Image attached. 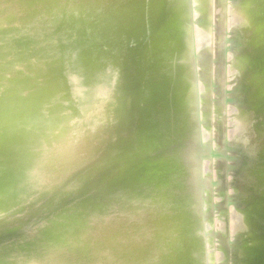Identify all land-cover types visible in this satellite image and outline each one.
<instances>
[{
	"label": "rangeland",
	"instance_id": "374dc122",
	"mask_svg": "<svg viewBox=\"0 0 264 264\" xmlns=\"http://www.w3.org/2000/svg\"><path fill=\"white\" fill-rule=\"evenodd\" d=\"M6 1L7 0H5V2ZM8 1L17 5L38 4L39 2L54 3L52 0ZM156 1L55 0V4L58 5L60 9L58 10L60 15L59 13L56 15H64V17H62L65 18V15L68 14V20L71 18L75 20L73 24H69L68 20L63 19V24H66L65 26L63 24L60 25L62 20L59 17L58 20L60 19L61 22L58 21V27L61 29L59 28V30H57L58 28L54 27L58 23L57 21H53L54 26L48 29L50 27L46 28L45 26L52 25V20H50L51 17L49 19L51 21L50 24H48L50 22L48 19L45 20V23L48 22V25H45L43 21L42 25L44 24V26L41 25L35 35L26 41L24 48L27 58L31 61L33 67V75L31 77L32 89L30 90L35 91L37 94L43 95L45 93H51L61 99H66L69 94L70 85L66 78L63 79L61 73L65 76L66 70L75 64L74 61H76L78 55L81 53L83 54L84 51L86 52V49H88L87 51L93 56L95 54L98 55H95V57L99 60V63L101 62L102 67L106 66V68L103 67L104 70H101L99 74L93 77L91 83L95 82L100 76H103L108 82H111L113 80V75H115V83L111 99L103 108L100 122L97 124L94 131H90L85 136L72 168L63 178L59 186L53 191L43 194L28 203L20 200L16 192L17 179L7 180L6 177H3L2 172L5 166H10L11 164L14 165L15 169H20L21 161L18 148L12 142L0 143V227L15 225L16 222H23L32 216L35 218L31 221V225L35 226L40 224L41 227L47 226V221H49L51 218L50 215H52L50 209L54 206H56V208L59 206L62 207L65 223H76L81 219L83 211L87 210L91 213L90 218L94 215L106 218L107 223L105 227H107V234L110 235L109 237L112 241L115 240V244L117 243L116 247H119L122 246L123 240L122 238L117 240V238H115V233L124 237L118 233V230L120 228L123 229L125 234L128 225L124 223V225H122L123 227H120L119 221L113 218L112 220L110 218L111 214H108V212L104 214L97 213V211H101L102 208H96L97 206L95 205L104 202L106 199L116 204L127 201L130 196L133 195V189L139 188L147 199H149L150 195L152 197L154 194L160 195L163 205L166 206L168 204L173 210L175 207H180L181 201L180 203L177 201L180 196L184 195L186 196L185 198L190 200L191 203L186 216L191 224L190 228L193 234V242L191 244L194 246V259L196 264H248L246 263L248 257L252 259L249 258L250 260L248 261L250 262L256 259L253 258L254 255H256L255 257L259 255V259L262 258V256L264 257V251L261 250L259 253L257 251L259 248H256L257 245L260 248L262 245L264 247V244L260 246L259 244L261 243H256L262 238L261 234L257 233V231L262 230L255 229L257 231L254 230L255 232L253 233L259 234H255L257 235L255 237L249 229V220H247L248 216L250 218L249 210L251 211L253 206H255V202H252V196L254 195L252 189L254 185L251 181L249 182L248 178L255 176L257 168L264 165V159L257 160L249 155L250 145L248 140L246 137L239 135L242 117L248 118L249 115H251L252 107V102L247 100L243 95L244 81L242 78L244 76V67H240L238 64V58L242 47V42L239 41V31L242 22L250 20L251 18L253 20V18H257L261 12H264V3L262 0H259L258 3H254L257 2V0L251 3L249 0H165L168 6L174 8L177 4L176 7L178 10H181H175L176 12L173 11L176 14L174 15V13H171L170 19H174L182 14V17H184L183 21L186 25L188 42L187 57L189 62L185 65V69L187 70L185 78L188 80L190 86H192L188 97L191 105L190 114L193 116V129L182 130L180 135L174 134L173 131H171L170 134H166L163 141L164 143L168 144L169 140H174L178 143L164 153L163 160L167 159V168L163 167L161 169L156 165L162 161V156L158 150V145L162 144V138L157 141L152 140V138H146L143 142L144 137L142 136L144 130L149 129V126L144 129L143 126L145 123L143 124L144 121H142L143 115H134L135 108H139L141 105L142 98L139 87L141 88V83L144 82L149 88L148 94L150 96V100L148 98L147 103L150 104V106H146L147 110L153 107L157 111L156 119L162 117V88H157L155 85L162 84V75L170 78L172 76V71L176 70V68L178 69V65H180L179 61L168 65L158 64V59H160L158 57H161L162 60V31L165 28L162 26V0ZM153 2L155 3L152 4ZM180 3L184 5L183 8L186 9L185 12H182V9H180L182 8L180 7V5L182 6ZM75 5L77 9L73 7ZM128 5H130V7ZM107 7H109V10ZM111 7L112 9H110ZM67 8H69L70 11H68ZM72 8H74L73 11ZM101 8H104L106 12ZM75 10L77 14L76 12L74 13ZM147 10L149 11V15H147ZM71 12H73V15H71ZM80 13L82 14L80 15ZM89 13H91V15ZM96 13L101 17L98 16V14L96 15ZM22 14L26 17L24 8L20 7L18 9V15H20L21 18L23 17ZM150 14L152 15L150 16ZM157 14H159V16ZM88 15H93L91 21ZM141 15H145V17L140 21L139 18L141 19ZM55 16L52 18L53 20L58 17ZM83 16H86L85 18L87 20L89 18V20L85 21L86 19H84ZM137 17L138 20L136 19ZM76 18L78 19L77 22ZM98 19H102L105 25H102L101 22H97ZM107 21L111 25H109ZM70 22H72V20H70ZM92 22H95L94 25ZM87 24L90 28H87L89 27ZM66 25H71L70 27L72 28L73 26H77V29L73 28L75 31H71L69 27L70 30H68ZM97 25L98 27L100 26V30L102 28L101 31L96 30ZM126 25L128 26L126 27ZM136 25L138 26L136 27ZM85 26H87L86 29ZM109 26L118 32H112V28H109ZM53 27L55 32L58 31L56 35L55 32H53L54 35H52L53 33L51 31H54V29H52ZM103 27H107L106 29L109 28L110 32H107L109 30L105 31ZM63 28L66 29L67 32H65L66 30ZM80 28L82 31L78 30ZM47 29L49 31L51 30V34L45 31ZM126 29L127 31H125ZM85 30L86 32L83 33ZM95 30L99 32L96 34V32H93ZM69 31H77L73 33L74 39L75 37L77 39L74 40L73 34L71 32L69 33ZM59 32H61V35ZM104 32H112V34L116 32L119 36L115 34L114 37H118L116 40L118 43L115 40L114 42L116 45H114V43L112 44L110 40H108V42L107 39L112 40L111 37H113V35L111 34V36L108 34L107 37H102ZM46 33L47 36L51 35V37L59 36L58 39L62 38L59 40L60 42L64 39L66 41L62 43L64 44V48L60 42H56L54 37H47ZM68 33L71 34L69 35L70 37ZM106 33H104L103 36H106ZM63 34L66 35L64 36ZM75 34L79 35V37L77 35L75 36ZM99 34L101 35V39ZM173 35L174 33L170 31L166 39H170ZM66 36L76 43L75 46L73 42L69 44L70 48L66 46L69 43L66 40L68 39ZM86 36L88 38L91 36V39H86ZM109 36L111 37L109 38ZM49 37L55 41L51 40ZM114 37L113 39H115ZM46 38L51 41L49 42ZM93 38H98L102 41L97 43L98 40ZM104 38H107L106 42L108 44L104 41ZM118 39H120V42L123 41L120 43L121 45H119ZM45 40L49 43L54 41L56 44H52V42L51 44L54 45L52 46L47 42L48 44L46 45ZM87 40L91 41L85 43ZM92 41L95 42V44H93ZM77 42L81 44L79 45ZM102 42L106 43L103 45L104 48L101 46L103 44ZM110 42L113 48L116 46V51L109 45ZM58 43L62 48L56 46ZM83 43L87 47L84 45L82 46ZM89 43L91 46L93 45L92 47H95H88ZM98 44H100L102 48H100ZM48 45L50 49H46ZM76 45L80 48H77L78 46ZM97 45L98 47H96ZM107 45L111 47L109 49L113 50L109 51L111 54L107 51L109 47H107ZM50 46H52L53 53L51 52L52 49ZM57 48H59V50L63 49L62 51L60 50L61 53L60 51L58 52ZM82 49H84V51ZM103 49L106 52H104ZM91 50H97L98 52H92ZM100 50L105 54L103 55L101 53L102 56H99ZM115 54L117 55L115 56ZM108 55H113L111 57L112 59H109L110 57ZM103 56H105V58ZM106 57H108V59H106ZM62 59L64 60L62 61ZM137 60L139 65L141 63L140 66H136ZM161 60L159 61L160 64H162ZM57 61H59L58 64L56 63ZM83 61L91 66L94 63V61L89 58ZM105 62L109 65H103ZM58 65L61 66L58 68ZM142 65L144 66L143 69L141 68L143 67ZM147 65H149V67H147ZM252 65H254L253 67L255 69L261 68V65L258 63H252ZM138 67H140V69ZM169 69H171V71ZM163 70L166 72L169 70L170 72L166 73ZM60 71L62 72L60 73ZM142 71L144 72L142 73ZM181 93H183V91H181ZM127 112L129 115H134L129 117L128 123L126 122ZM127 125L128 127H126ZM191 136L196 137V142L189 140ZM145 142H152L151 148L145 149V147H142ZM154 145L157 146L154 148ZM234 146H236L235 148L237 150H235ZM176 147H180V149L177 150ZM146 150L149 151L147 152ZM178 151H181L179 156H183L181 159L184 166L183 175L180 174L177 169L174 171L172 169V171L170 170L172 163L169 161L176 159L175 157ZM232 155L236 158H232ZM135 156H138L139 162H137V166H133L134 171L130 175H125V172L120 175L122 176L121 178L119 176L121 181H118L112 189L105 186L104 189L106 191H103V193L101 190L98 191L101 184H103L104 181L112 175V172L115 171L114 168L118 169L125 166L124 169L126 170L130 167V158L132 157V159H134ZM221 157L224 161L221 160ZM199 158H201V160ZM208 159L209 162L207 161ZM233 159L235 161H233ZM133 161L134 160H132V162ZM143 161L145 163H143ZM229 164H231V166ZM226 166L229 168L227 169ZM200 167L201 169H199ZM93 185H95L94 188L91 187ZM126 187L130 189L128 196L123 198V193L126 192L123 189ZM158 200L161 199L158 198ZM247 205L249 206L248 208H246ZM247 212L249 214H247ZM60 214H62V212ZM241 216H243V219L240 218ZM90 218H87V220ZM240 219L242 221L245 219L243 223L246 221L248 223H244V225ZM240 223L244 226L243 229L239 227L241 226ZM171 224L174 223H162V227ZM246 224L251 236L253 234L255 239L257 237L259 238L257 241H254L257 245L250 243L253 242L251 241L253 237L249 235L248 231L245 232L247 230H245V228H247ZM112 227L115 231L114 234H112L113 231H111ZM55 230H57V228H55ZM156 230L157 226L154 227L152 231L148 230L149 233L142 234L143 237L139 238V240H141L140 244L151 246L152 243H158L162 239V232L156 233ZM238 231L240 234H238ZM243 231L245 235H249V237L247 235L246 237L250 238L246 242L244 241L246 237L244 238L245 235H243ZM34 232L35 230L32 227L30 229L28 228L25 233L18 235L14 239V243L32 241V239L36 237ZM197 234H199V237ZM263 238L259 241L264 242ZM126 241L124 240V243ZM243 241L244 243L242 244ZM248 241L249 243H247ZM252 244L254 247L250 248L251 246L249 245ZM14 250L27 252V247H16ZM238 250H242L240 252L242 255H239L240 257L238 256L236 259ZM254 250L257 252L255 253ZM252 251L254 253H252L253 256L250 255ZM247 254H249V256ZM256 260L258 261V259ZM86 262L87 261H70L66 262V264H102V262H98V259L92 260L89 263Z\"/></svg>",
	"mask_w": 264,
	"mask_h": 264
},
{
	"label": "bare ground",
	"instance_id": "6f19581e",
	"mask_svg": "<svg viewBox=\"0 0 264 264\" xmlns=\"http://www.w3.org/2000/svg\"><path fill=\"white\" fill-rule=\"evenodd\" d=\"M49 1H51V0H49ZM52 1H54V4H55V0H52ZM249 1L251 3L254 0H249ZM262 1L264 3V0H262ZM178 2H180V1H178ZM178 2H176V3H178ZM258 2H259V0H257V2H254V3H258ZM154 3L155 2H153L152 4H154ZM176 3H174V4H176ZM51 4H52V2H51ZM180 4H182V3H180ZM176 5H175V7H176ZM128 6L130 7V5H128ZM73 7L76 8V5ZM123 7H125V6H123ZM150 7H151V5H150ZM175 7L172 8V7L168 6L166 4V1L162 0V26L165 29H163V31H162V48H161L162 49V60H161V57H158V58H160V59H158V64L159 65H168V64H174V62L177 63V61L180 62V65H178V69L176 68V70L172 71V74H171L172 76L170 78L162 75V84L161 85H159V84L155 85L157 88H159V87L162 88V117L161 118L159 117L158 119H156L157 111L153 107H151L153 109L149 108L147 110V107L150 106V104H147L148 98L150 96L148 94L149 88L146 86V84L144 82L141 83V88L139 87V91L141 92V98H142L141 105L139 106V108H135L136 110L134 113V115H136V114L143 115L142 121H144L143 124L145 123V125L143 126L144 129L147 126H149V129L144 130V133L142 136V137H144L143 142L146 140V138H152V140H154V141L160 140L162 138V144L158 145V150L162 156V161H160L159 164L156 165V166L160 167L161 169L163 167L167 168V161H166L167 159L163 160V156L165 155L164 153H166V151L173 148L178 143L174 140H169L168 144L164 143L163 141L166 137V134H170L171 131H173L174 134L180 135V132L182 130L193 129L192 128L193 127V121H192L193 116L190 114L191 105L189 103V97H188L192 86H190V84L188 83V80L185 78V75L187 74V70L185 69V65L187 64V62H189L188 57H187L188 56V54H187L188 53L187 31H186L185 22L183 21L184 17H182V14L178 15V17L175 16L176 18H174V19L173 18L170 19L171 15H172L171 13H174L173 11L178 10V8L177 7L175 8ZM180 7H182V8H180V9H182V12H185L186 9L183 8L184 5L182 4V6L180 5ZM185 7H186V5H185ZM69 8H70V6H69ZM69 8H67L68 11H70ZM107 8L109 10V7H107ZM65 9H64V11L66 12ZM73 9L74 8H72V11H73ZM101 9L104 10V8H101ZM110 9H112V7ZM122 10L125 11L124 9H122ZM78 11H79V9H78ZM178 11H181V10H178ZM65 12H64V14H65ZM75 12L77 14L76 10L74 11V13ZM90 12H91V10H90ZM57 13H59V12H57ZM71 13H72L71 15H73V12H71ZM86 13H88V12H86ZM147 13H148L147 15H149L148 10H147ZM81 14L82 13H80V15ZM89 14L91 15V13H89ZM97 14L98 13H96V15ZM102 14H103V11H102ZM154 14H155V12H154ZM175 14L176 13H174V15ZM59 15H60V13H59ZM66 15H67V17H66ZM66 15H65V18H63L64 15H61V16L56 15L55 17H57V16L58 17L55 18V20L52 19L54 17H52L51 19L49 18L50 20H52V23L49 19L48 20L50 22L49 23L47 21L46 22L48 24L51 23L52 25L51 26L50 25L45 26V27L46 28L50 27L48 29H51V27L54 26L53 21H57V22L60 21L61 22V20H62V23H60V25L63 24V19L68 20V14H66ZM80 15H79V17H80ZM90 15H88V16H89L90 21H91V17L93 18V15L92 16H90ZM104 15H105V13H104ZM151 15L152 14H150V16ZM157 15L159 16V14H157ZM22 16H23V14H22ZM74 16H78V15H74ZM98 16H100V15L98 14ZM128 16H131V15H128ZM141 16H142L141 19L139 18L140 21L143 19V17H145V15L144 16L141 15ZM59 17L61 20L60 19L58 20ZM85 17L83 16L84 19H86ZM94 17H95V15H94ZM152 17H154V16H152ZM89 18H88V20H89ZM97 18H99V17H97ZM136 19L138 20V17ZM70 20H72V22H70ZM88 20L86 19L85 21H88ZM159 20H158V22H159ZM68 21H69V24H71V23L73 24V21H75V20L71 18ZM77 21H78V19L76 20V22ZM64 22H66V21H64ZM76 22H74V23H76ZM97 22H99V23L101 22L102 25L103 24L105 25V23L102 22V19H98ZM130 22H131V20H130ZM43 23L45 25H48L47 23H45V21ZM78 23H80V22H78ZM94 23L95 22H92L93 25H94ZM107 23H109V22L107 21ZM113 23H114V21H113ZM44 24L43 25L41 24V25L44 26ZM58 24H59V22L56 24L57 26L56 25L54 26V27L58 28V29L56 28L57 30H59V28H60V27H58ZM65 24H63V25L65 26ZM67 24H68V22H67ZM88 24H87V26L91 25V24H89V25ZM81 25H82V23H81ZM109 25H111V24L109 23ZM67 26L68 25H66V28H68V30H70L69 27L71 25L68 27ZM74 26H75V24H74ZM74 26H73V28L77 27V26L76 27H74ZM87 26H85V29ZM114 26H115V24H114ZM127 26L128 25H126V27ZM129 26H131V25H129ZM137 26L138 25H136V27ZM54 27L52 29H54ZM99 27L97 25L96 30H100ZM110 27L111 26H109V28ZM70 28H71V31L74 30L72 27H70ZM87 28H90V26ZM106 28H104L105 31L109 30L107 32H110V29L109 28L106 29ZM132 28H134V27H132ZM48 29L45 31L46 32L48 31V34H51L50 33L51 30L49 31ZM83 29H84V27H83ZM94 29H95V27H94ZM166 29H167V32H166ZM64 30H66V29H64ZM78 30H81V28ZM96 30L93 32H96V34H97L99 31H96ZM101 30H102V28H101ZM168 30H169V32L172 31V33H174V35L170 39H166L167 34H169ZM71 31H69V33ZM114 31L118 32L117 30H113V28H112V32H114ZM125 31H127V29ZM51 32L52 33L55 32V29H54V31L52 30ZM57 32L58 31L55 32V35L57 34ZM61 32H63V31H61ZM61 32H59L60 35H61ZM65 32H67V30ZM76 32H71V33L73 34ZM84 32H86V30L83 31V33ZM112 32L111 33L104 32V33H106L105 34L106 36H103V34H104L103 33L102 37H107V35L108 34L111 35ZM116 32H115V34H117ZM239 32H240V40L239 41L242 42V47H241V52H240V55L238 58V64L240 67L241 66L244 67V71H243L244 76L242 78V80L244 81V89H243L244 94L243 95L247 100L252 102L251 115H249L248 118L242 117L241 127L239 129V135H242L243 137L247 138L248 143L250 145L249 155L253 156L254 159L262 160V159H264V12H261V14L257 18H253V20L251 18L250 20L242 22L241 29ZM69 33H68V36L71 35ZM81 34H82V32H81ZM86 34H88V33H86ZM100 34H99V37L101 36ZM115 34H112L113 37ZM52 35H54V33ZM63 35L65 36L66 34H63ZM63 35H62V37H63ZM76 35L77 34H75V36ZM46 36H47V33H46ZM48 36L51 37V35H48ZM77 36L79 37V35H77ZM111 36H109V38ZM121 36H123V35H121ZM52 37H54V36H52ZM56 37L57 36L54 37L56 42L57 41L60 42L59 40L62 39L61 36H60L61 39H58L59 36L57 37L58 40L56 39ZM113 37H111L113 41L111 39H107V38L106 39H107V41L110 40L112 42V44L114 43V45H116L114 40L116 41L118 37H114L115 39H113ZM44 38H45V36H44ZM83 38H84V36H83ZM98 38H96V39L93 38V39L98 40L99 42L97 41V43H100V41H102V40H100L101 37H100V39H98ZM46 39H48V38H46ZM50 39H48L49 42L51 40H54V39H51V40ZM73 39H74V34H73ZM75 39H77V38L75 37ZM81 39H82V36H81ZM86 39H91V36L89 38L87 37ZM106 39L104 40L105 42H106ZM66 40H67V42H69L68 45H66L68 47L70 46L69 44H71V42L74 43V41H71V38H68ZM119 40L120 39H118V41ZM54 41H52L53 43L52 42L51 43L54 44L55 43ZM63 41H65V40L63 39ZM63 41L60 43H61V45H63V48H64V44H62ZM88 41L90 42L91 40H87V41H85V43ZM47 42L48 41H46V45L49 43V42L48 43ZM83 42H84V40H83ZM105 42H102L103 44L101 46L103 48H104L103 45H105L107 43V42L106 43ZM111 42L109 43L110 46L112 45ZM121 42H123V41H121ZM121 42L119 41V45H121L120 44ZM51 43H49V45H52ZM77 43L79 44V42H77ZM75 44L76 43H74L73 45L75 46ZM93 44H95V42H93ZM49 45L47 46L46 49L49 48ZM83 45H84V43L82 44V46ZM98 45L100 46V44H98ZM98 45L96 47H98ZM109 45H107V47ZM52 46H54V45H52ZM52 46H50L51 49H52ZM56 46H59V48H62V46L60 47L59 43ZM76 46H78V45H76ZM84 46L87 47L86 45H84ZM90 46H91V44L89 43L88 47H90ZM101 46H100V48H102ZM110 46L108 47V50H107L108 52L112 50L109 48H111V47L113 48V46H111V47ZM94 47H92V48H94ZM107 47L105 46L106 49H107ZM59 48H57L58 52L61 50V49L59 50ZM77 48H80V47L78 46ZM81 48H83V47H81ZM115 48H116V46H115ZM115 48H113V49L115 50ZM122 48H123V46H122ZM84 49H82V50L84 51ZM161 49H160V51H161ZM87 50L88 49H86V52L84 51L83 54L81 53L80 55H78V57L76 58V61H74L75 64L73 66L78 68L83 73V75L86 78V83L91 84L93 77H95L97 74H99V72L101 70H104V68H106V66L105 67L103 66L104 67L103 68L101 65V62L99 63L98 62L99 60L96 59V57H95L96 54L93 56ZM89 50H90V48H89ZM97 50H93V51L91 50V51L92 52L96 51V53H97L98 52ZM61 51H60V53H61ZM100 51L101 52H100L99 56H102L101 53L103 55L105 54L102 52V50H100ZM103 51H104V49H103ZM51 52L53 53V49L51 50ZM104 52H106V51H104ZM78 53H80V52H78ZM109 53L111 54V52H109ZM116 55L117 54H115V56ZM96 56H98V55H96ZM112 56L113 55L109 56L110 57L109 59H112L111 58ZM103 57L105 58V56H103ZM87 58L94 61L92 66L84 63L83 60H87ZM97 58H100V57H97ZM106 59H108V57H106ZM63 60L64 59H62V61ZM160 60H161L162 64L159 63ZM107 61H109V60H107ZM111 61H113V60H111ZM56 63L58 64L59 61H57ZM252 63H258L259 65H261V68L255 69L253 67L254 65H252ZM104 64L107 65L108 63L105 62V63H103V65ZM114 64H116V63H114ZM140 65H141V63H140ZM140 65H139V62L137 60L136 66H140ZM59 66H61V65H58V68H59ZM56 67H57V65H56ZM147 67H149V65H147ZM108 68H109V66H108ZM138 68L140 69V67H138ZM141 68L143 69L144 66ZM169 70L171 71V69H169ZM169 70H167V72H170ZM58 71H59V69H58ZM61 72L62 71H60V73ZM143 72L144 71H142V73ZM164 72H166V71H164ZM188 74H190V73H188ZM61 75H62L63 79L66 78L62 73H61ZM187 78H188V76H187ZM189 81H190V79H189ZM30 89H32V85H30ZM181 91H183V93H181ZM149 100H150V98H149ZM149 102H151V101H149ZM155 107L157 108L156 105H155ZM134 115L133 114L129 115V113L127 112L126 122L128 123L129 117L134 116ZM131 119H130V121H131ZM126 127H128V125ZM155 144H157V143H155ZM151 145H152V142H145L142 147H145V149H149V148H151ZM164 145H167V146H164ZM156 146L157 145H154V148ZM178 146H181V145H178ZM235 147L236 146H234V148ZM176 149L179 150L180 147H176ZM235 150H237V149L235 148ZM146 151L148 152L149 150H146ZM180 152L181 151H178L176 153L177 156L175 157L176 158L175 160L169 161L172 163L170 170L172 169L174 171L175 169H177V171L183 175L184 166H183V163L181 161L183 156L182 157L179 156ZM137 155H139V154H137ZM233 156L234 155H232V158H236ZM143 157H141V158L144 159L145 157L144 158ZM200 157H201V155H200ZM199 159L201 160V158H199ZM132 160H134V161L132 162ZM129 161L131 162L130 167H128L126 170L124 169L125 166H122L121 168H118V169L114 168L115 171L112 172V175L109 178H107L103 184H101L98 191L101 190L102 193H103V191H106L104 189L105 186L109 189H112V187L115 186L118 183V181L119 182L121 181L119 179V176L124 174L125 172H126L125 175H130L134 171L133 166L134 165L137 166L136 164H137V162H139L138 156L137 157L135 156L134 159H132V157H131ZM207 161L209 162V159ZM233 161H235V160L233 159ZM143 163H145V162L143 161ZM141 164H142V162H141ZM229 165L231 166V164H229ZM198 166H201V165H198ZM226 167H227V169L229 168L228 166H226ZM199 169H201V167ZM19 171H20V169L19 168L15 169L13 164H11L10 166L7 165V166H5L4 169H2L3 177H6L7 180L17 179L18 175H19ZM199 176H200V174H199ZM121 177L122 176H120V178ZM125 178H127V177H125ZM248 180H249V182L251 181V183L254 185V188L252 189V191L254 192V195L252 196V202H255V206H253V209L251 211L249 210L250 218L248 216V218H249L248 219L246 216L247 220H249L248 226H249L251 233L257 231L255 229L262 230V231H257V233L261 234V236L263 238L264 237V165L258 167L257 171L255 173V176L249 177ZM108 186H110V187H108ZM91 187L94 188L95 185H93ZM90 188H88V189H90ZM129 189H130L129 187H126L125 189H123L124 191H126L123 193L124 194L123 198L128 196ZM132 192H133L132 193L133 195H131L127 201L120 202L119 204H116L113 201H108L106 199L104 202H101V203L95 205V206H97L96 208H102L101 211H97V213L104 214V213L108 212V214H111V216H110L111 219L113 218L116 221H119L120 227H123L122 225H124V223L126 225H128V228H127L125 234H124L125 231L123 229L120 228L118 230L119 231L118 233H120L124 237L116 234L113 227L111 228V231H113L112 234L115 233V238H117V240H120L122 238V240H123L122 246L116 247L117 243L115 244V242H114L115 240L112 241V239H110V237H109L110 235L107 234V227L104 226L103 228L95 230L94 232H92L86 238V240L83 242V244L80 247H78L77 249L68 253L67 257H66V262H70V261L85 262V261H87L86 263H89L92 260L98 259V262H100V263L102 262V264H196V261L194 259V257H195V252L193 249L194 246H192V244H191L193 242L192 241L193 240V234H192V231L190 228L191 224L189 223V219L186 216V213L190 207L189 206L191 203L190 200L185 198L186 196H184V195L180 196V198H178L177 201L179 203L181 201L182 206L180 205V207H177V208L175 207V209L173 210V208L171 206H168V204L166 206L163 205L162 198L158 194H154L153 197L150 195L149 199H147L146 197H144V194L142 193V191H140L139 188H134ZM123 198H121V199H123ZM158 198H160L161 200H158ZM123 200H126V199H123ZM174 201H173V203H174ZM177 201H175V202H177ZM162 205H163V207H162ZM248 207L249 206L247 205L246 208H248ZM50 210L52 211V213H51L52 215H50L51 218L49 219V221H47V224H48L47 226L41 227L40 224H37L39 222L35 223V224H37L35 226L31 225V221L35 218L32 216L23 222L22 221L16 222L15 225L13 224V225H8L6 227L5 226L0 227V261H4L7 258L12 257L15 254L23 253L22 251H15L14 249L16 247L24 246L25 248L27 247V252H36V251L41 250L49 241L54 240L56 238V233H57V230H55L56 225L60 224L61 222L65 223V216L63 214L64 212L62 211V207H60V206L57 208H56V206H54ZM61 212H62V214H60ZM247 214H249V213L247 212ZM90 215H91L90 211L85 210L81 214V219L78 221H85V220H87V218H90ZM242 217L243 216H241L240 218L243 219ZM243 221H242V224L248 223L247 221L243 223ZM172 222L174 224L162 227V223H172ZM240 225H241V223H240ZM156 226H157L156 233L162 232V236H161L162 239L158 243H152L151 246H148L147 244L141 245L140 244L141 240H139V238L143 237L142 234L149 233L148 230L152 231V229ZM246 226H247V224H246ZM248 226H247V228H245V230L246 229L247 230L246 231L244 230V231L245 232L248 231L249 235L251 236V233L248 229ZM31 227L35 230L34 234H36V237L34 239H32V241H30V242L23 241L21 243L15 244L14 239L18 235L25 233L26 230L28 228L30 229ZM239 227L242 229L244 228L243 225H241ZM239 231H238V234H240ZM244 231H243V235H245ZM257 233H253L255 237L257 235H259ZM253 234L251 237H253ZM255 234H257V235H255ZM197 235L199 237V234H197ZM246 235L244 236V238L246 237ZM249 235H247V236L249 237ZM189 237L191 238V242H190ZM248 237H246V240L244 239L245 242L250 239ZM255 237H253V239H251V241H253V242H250V243H253V244L261 243V244H259L260 246L262 244H264L263 241H262L263 243L261 241H259L262 238L259 239L257 237L255 239ZM242 238H243V236H242ZM257 239H259V240H258V242L255 243L254 241L255 240L257 241ZM124 240L125 241L127 240V241L124 243ZM244 241L242 242V244L244 243ZM165 243H166V245H165ZM247 243H249V241ZM247 243H246V246H247ZM253 244L249 245V246H251L250 248L254 247ZM256 245H255V247H256ZM256 248L257 249L259 248V250H257L259 253L261 250L264 251L263 245L261 248L258 247V245H257ZM248 250H249V248H248ZM241 251L238 250L237 252L240 253ZM244 251L247 252L246 250H244ZM257 251H255V253ZM238 253L236 254L237 255L236 259L239 255H242L241 253L240 254H238ZM252 253H253V251L251 252V254L250 253L249 254L251 256H253ZM249 254H247V255L249 256ZM255 256L256 255H254L253 258L258 259V261L256 259L255 260L253 259V261L250 262L248 260H250L251 258L248 257V259H246V261H247L246 263L250 264V263L254 262L253 264H264V257L263 256L260 259H259V255H257L258 257H255Z\"/></svg>",
	"mask_w": 264,
	"mask_h": 264
},
{
	"label": "clouds",
	"instance_id": "9594fccd",
	"mask_svg": "<svg viewBox=\"0 0 264 264\" xmlns=\"http://www.w3.org/2000/svg\"><path fill=\"white\" fill-rule=\"evenodd\" d=\"M20 7L25 18L18 15ZM58 10L54 3L17 5L0 0V143L12 142L18 148L16 192L25 203L59 186L85 136L100 122L115 83V75L111 82L100 76L86 83L83 73L70 66L65 72L70 85L66 99L30 90L33 67L24 44ZM106 223V218L95 215L76 223L61 222L56 238L41 250L15 254L0 264H66L67 254Z\"/></svg>",
	"mask_w": 264,
	"mask_h": 264
},
{
	"label": "water",
	"instance_id": "95a60500",
	"mask_svg": "<svg viewBox=\"0 0 264 264\" xmlns=\"http://www.w3.org/2000/svg\"><path fill=\"white\" fill-rule=\"evenodd\" d=\"M190 141L192 142H196V137L194 136H191V139H189ZM221 160L224 161V159L221 157Z\"/></svg>",
	"mask_w": 264,
	"mask_h": 264
}]
</instances>
